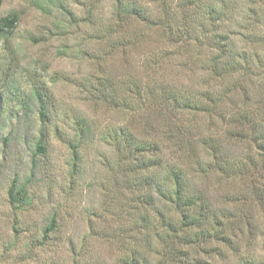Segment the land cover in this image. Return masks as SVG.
<instances>
[{
  "label": "rangeland",
  "instance_id": "rangeland-1",
  "mask_svg": "<svg viewBox=\"0 0 264 264\" xmlns=\"http://www.w3.org/2000/svg\"><path fill=\"white\" fill-rule=\"evenodd\" d=\"M218 2L202 0L189 20L177 15L172 38L186 35L175 44L162 29L134 22L128 32L142 37L112 53L111 0H0V264H125L134 249L158 264L163 245L155 232L163 229L142 227L138 218L144 210L154 221L155 212L175 218L174 211L158 201L142 206L147 190L134 182L164 176L172 165L197 181L214 209L234 215V253L211 242L197 263L264 264V206L241 198L251 181L264 185V155L237 138L249 136L251 126L264 134V0ZM218 36L247 57L238 60L241 71L221 64L212 71ZM98 82L112 103L97 98ZM237 82L249 102L234 91ZM36 89L48 100V121L40 124ZM79 117L90 126L87 140L76 133ZM120 131L157 150L127 159ZM214 155L229 157L234 169L210 170ZM137 159L150 165L134 175L128 166ZM13 182L26 188L28 203L8 204Z\"/></svg>",
  "mask_w": 264,
  "mask_h": 264
},
{
  "label": "trees",
  "instance_id": "trees-1",
  "mask_svg": "<svg viewBox=\"0 0 264 264\" xmlns=\"http://www.w3.org/2000/svg\"><path fill=\"white\" fill-rule=\"evenodd\" d=\"M111 1L113 3L110 16L112 22V32H110L108 37H111L110 49L112 53L115 51L117 46L125 50L127 47H130V45L136 44L137 40H139V37H142L140 36L141 34L139 35L135 31L128 32L129 26L131 24L133 25L134 22L142 24L145 30L147 29L148 31L162 29L164 34L167 36V40L175 44L186 34L183 33L181 36L177 37L179 39L174 40L172 37H176L177 34L176 32L172 31V23H174L172 21L175 19L178 20L177 15H180V17H186L189 20V18L194 17V14L198 13L196 11L202 9V0ZM212 1L217 4L219 3V0ZM173 5L175 8H172ZM216 6L217 5L210 8L207 13L208 18H214L213 14L217 12L215 9ZM225 9L226 7H222L219 11L222 16L225 14L223 12ZM177 12L178 14H176ZM249 12L250 14H257L256 10L252 11L250 9ZM6 20L7 19H4V21ZM187 22L188 21H185L184 23ZM119 32H123L124 35H119L120 37L116 38V35ZM214 42L216 44L218 56L212 60V71H215L219 64H221L220 66L222 68H227L234 72H239V70L241 71L239 61L243 59V62H247V57L244 56L245 54H242V52H234L233 43L229 42L228 38L224 39V36L221 38L219 36L216 37ZM245 72H243V74H245ZM243 74H241L240 77H242ZM239 79L240 78H238V80ZM104 83L105 82H103V84ZM107 83L109 82L107 81ZM103 84L98 82V85L100 86H97V89L100 88V92L97 98L103 100L105 103H112L113 95H111V93L105 94V92H103L104 90L101 89ZM109 87V90H113V88H111L112 85H109ZM234 91H241L246 101L249 102L247 93L239 82L234 85ZM169 95H173L171 96L173 101L177 99L176 93H171ZM45 99L46 96L39 90L36 89L34 91L33 100L37 107L36 112L39 124L43 123L44 121H48V100ZM255 105H258V103ZM254 111L258 112V108H255ZM248 113L251 114L250 112ZM249 116L250 115H246L244 118H248ZM75 126L78 137L86 140L87 137H90L88 134H90L91 129L86 119L79 117L75 122ZM42 129L43 127L40 129V136L35 148L38 153H42L44 151L41 134ZM120 132L119 133L122 142L124 143L125 156L127 159L132 153H143L146 150H157L155 143H137L132 140L131 136L124 134L122 131ZM174 136H170L168 138L174 140V142L172 141V146L176 148L179 147L178 145H180V141ZM237 138H240L241 140H249L256 144L257 149L264 155V134L262 132L259 133L258 128L251 126L249 136L246 134L237 136ZM75 144L76 147L80 146V141ZM77 155L78 151L76 148L73 151L74 161L78 159L79 156ZM214 158L215 159L212 161V164L209 165L210 170H215V172L219 171L222 173L225 171V166L229 168L228 171H232V169H234V162L229 161V157L214 155ZM134 161L138 162H136L133 166H128V171L130 173L136 171L134 175H138L141 170L143 171V169H146L144 167H148L150 165L149 164L142 167L141 163L144 164L143 162H141L139 159ZM159 166V163H154L151 165V167L157 170ZM197 166L202 167L199 162L197 163ZM183 173L184 172L180 167L172 165L167 168V172L164 176H159V173H156V175L143 174L137 176L138 179L134 182V185H138L147 190V194L142 195L141 202L138 200V203L142 204V206L145 207L146 205L153 207L156 201H158L162 204L170 206L174 211L175 218L169 215L165 216L164 213L161 214L155 212L156 215L154 216L157 221H154V217L151 218L149 214H147L146 210H144L140 214V218H138V223L140 226L142 225V227H147L149 224L153 225V228L155 229V226L158 223L159 228L163 229V234L158 233L157 230L155 232V236L162 240L161 244L163 245V247H161V260L158 264H198L196 260L197 254L199 252H209L208 247H210L209 244L211 242H216L217 245L226 247L228 250L234 253V215L229 211V209L216 210V206V209H214L212 207L214 206V203H211L204 196L205 193L201 189V186L198 185L197 181H195L193 177L185 178ZM253 181H251L250 192H247V194H244V196L241 198L242 200H247L248 197L251 196V198L257 200L256 203H258L260 206H264V185L261 186L262 184L256 182L253 183ZM127 183L129 182L127 181ZM7 200L8 204L12 207H19L28 203V194L26 188L24 186H17L16 183L13 182L7 190ZM228 201L234 202V195L231 199H228ZM224 210H226V212ZM54 223L55 218L51 219L47 229L43 233V237L45 239L48 237V234L54 230ZM125 264L149 263L146 258L141 257L140 253L134 249L131 251L130 257L128 260H126Z\"/></svg>",
  "mask_w": 264,
  "mask_h": 264
}]
</instances>
